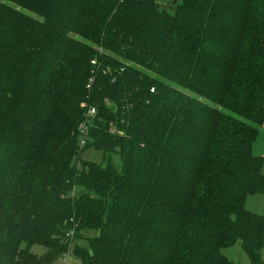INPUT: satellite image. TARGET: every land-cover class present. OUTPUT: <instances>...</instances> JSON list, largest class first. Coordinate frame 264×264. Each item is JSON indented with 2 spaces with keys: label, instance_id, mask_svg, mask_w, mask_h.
<instances>
[{
  "label": "trees",
  "instance_id": "1",
  "mask_svg": "<svg viewBox=\"0 0 264 264\" xmlns=\"http://www.w3.org/2000/svg\"><path fill=\"white\" fill-rule=\"evenodd\" d=\"M263 122L264 0H0V264H264Z\"/></svg>",
  "mask_w": 264,
  "mask_h": 264
},
{
  "label": "rangeland",
  "instance_id": "2",
  "mask_svg": "<svg viewBox=\"0 0 264 264\" xmlns=\"http://www.w3.org/2000/svg\"><path fill=\"white\" fill-rule=\"evenodd\" d=\"M83 150V153L80 156L81 161L86 164H97L100 166H105L107 161L114 167L116 171L121 170V160L118 153H109L105 154L98 149L89 147ZM253 146V145H252ZM254 146L257 149V154L262 156L264 159V139L254 142ZM255 151H252V154L255 155ZM262 173H264V160L261 168ZM248 201L245 202V208L248 207L250 210L259 212L264 215V193L263 195L249 197ZM88 238H92V235H85L84 239L77 241L79 248L83 250H88ZM31 252L37 256L43 255L46 251L45 248L41 246H33ZM221 253L231 262L235 264H248V258L245 253L242 251L239 243H236L234 246L224 249ZM53 264H79L78 259L75 257L74 253H69L64 255L61 259L55 261Z\"/></svg>",
  "mask_w": 264,
  "mask_h": 264
},
{
  "label": "crops",
  "instance_id": "3",
  "mask_svg": "<svg viewBox=\"0 0 264 264\" xmlns=\"http://www.w3.org/2000/svg\"><path fill=\"white\" fill-rule=\"evenodd\" d=\"M260 139H264V122H263V125L261 126L260 130L258 131V135H257L256 141H259ZM252 151H255V152H256V153H254L255 156H259V155H256L258 152H257V149L255 148L254 144H253V146H252ZM260 157H262V156H260ZM263 174H264V173H263ZM253 197H255V196H253ZM247 199H249V197H248ZM247 199H246V201H248ZM246 209H247L248 211L252 212V213L259 214V215H263V214H261V213H259V212H256V211H253V210H250V208H248V207H246ZM263 216H264V215H263Z\"/></svg>",
  "mask_w": 264,
  "mask_h": 264
},
{
  "label": "built area",
  "instance_id": "4",
  "mask_svg": "<svg viewBox=\"0 0 264 264\" xmlns=\"http://www.w3.org/2000/svg\"><path fill=\"white\" fill-rule=\"evenodd\" d=\"M93 114H94V110L93 109H89L88 110V116L89 115L92 116ZM80 131H81V133H83L84 132V128L81 127ZM83 144H84V139H80V145L82 146Z\"/></svg>",
  "mask_w": 264,
  "mask_h": 264
}]
</instances>
